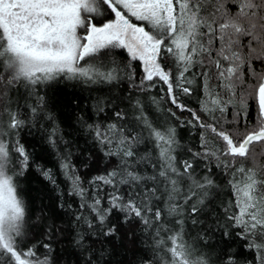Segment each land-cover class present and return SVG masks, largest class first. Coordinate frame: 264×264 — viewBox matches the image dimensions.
Instances as JSON below:
<instances>
[{"label":"trees","instance_id":"1","mask_svg":"<svg viewBox=\"0 0 264 264\" xmlns=\"http://www.w3.org/2000/svg\"><path fill=\"white\" fill-rule=\"evenodd\" d=\"M173 8L170 32L142 23L161 44L164 79L146 78L123 49L97 53L95 75L16 78L0 28V144L21 206L0 264H18L16 254L43 264H174L183 188L182 224L201 255L264 264V157L229 156L222 139L236 145L218 134L239 136L257 119L264 0Z\"/></svg>","mask_w":264,"mask_h":264},{"label":"rangeland","instance_id":"2","mask_svg":"<svg viewBox=\"0 0 264 264\" xmlns=\"http://www.w3.org/2000/svg\"><path fill=\"white\" fill-rule=\"evenodd\" d=\"M102 6L106 8L104 17ZM173 9V0H0V28L10 55L9 65L15 70L16 78L40 83L59 73L95 75L97 68L91 61L97 53L123 49L130 58L139 60L146 78L164 79L166 74L158 63L161 44L155 59L151 60L152 50L141 44L129 30L120 29L115 11L142 29L149 43L156 45L159 41L142 23L156 29L164 26L170 32L174 25ZM106 17L110 19L103 21ZM101 18V26H96L94 20ZM261 132H264V117L259 108L255 123L241 135L230 130H220L218 134L228 135L240 147L248 136ZM222 142L223 152L229 155L227 142L224 139ZM253 152L264 157L262 137L250 143L244 157L251 159ZM8 161L7 150L0 144V246L13 251L11 241L19 225L21 206L15 194L13 176L8 173ZM260 167L264 169V158ZM187 189L182 190L184 203L178 208H182L179 214L184 216L178 220L183 227L173 239L174 264H211L200 254L195 240H189L192 231L182 224L187 217ZM248 191L249 188L244 191L243 198L251 201ZM244 204L241 201L242 208ZM16 260L18 264H43L27 254H16Z\"/></svg>","mask_w":264,"mask_h":264},{"label":"flooded vegetation","instance_id":"3","mask_svg":"<svg viewBox=\"0 0 264 264\" xmlns=\"http://www.w3.org/2000/svg\"><path fill=\"white\" fill-rule=\"evenodd\" d=\"M116 14H118L117 11H115ZM118 17V15H117ZM128 20V19H127ZM121 29V28H120ZM122 30V29H121ZM123 30H129L130 32H132V34L136 35V38L138 41H140L141 44H143L144 46L148 47L149 49L152 50V57H151V60H154L155 57H156V54H157V50L159 49V43H157L156 45H152L151 43H149L148 41V37H147V34L144 33L140 28H138L136 25H134L130 20H128V23L124 25V28ZM251 137V141L249 142L248 146L250 145V143L257 137H262L264 139V132H261V133H257V134H253V135H250L248 136L247 138ZM227 138V137H225ZM246 138V139H247ZM245 139V140H246ZM248 146L246 147V149L243 150V148L240 147H235V154H240L241 150L244 151V155L246 154L247 152V148Z\"/></svg>","mask_w":264,"mask_h":264},{"label":"water","instance_id":"4","mask_svg":"<svg viewBox=\"0 0 264 264\" xmlns=\"http://www.w3.org/2000/svg\"><path fill=\"white\" fill-rule=\"evenodd\" d=\"M118 19H119V25L120 28L123 30L124 25L128 23V20L126 18H124L121 13L118 12ZM142 30V29H141ZM257 100H258V105L260 108V111L264 117V79L262 81V84L259 86L258 88V92H257ZM251 141V137L247 138L241 145V148H243V150L248 146L249 142ZM229 150L230 153L233 155L235 154V147L232 145V143H229ZM241 155H244V151L241 150L240 152Z\"/></svg>","mask_w":264,"mask_h":264}]
</instances>
